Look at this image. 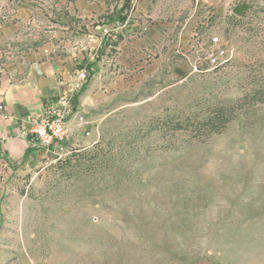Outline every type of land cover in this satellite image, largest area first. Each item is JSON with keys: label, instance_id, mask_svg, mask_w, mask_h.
I'll return each instance as SVG.
<instances>
[{"label": "rangeland", "instance_id": "374dc122", "mask_svg": "<svg viewBox=\"0 0 264 264\" xmlns=\"http://www.w3.org/2000/svg\"><path fill=\"white\" fill-rule=\"evenodd\" d=\"M122 4L0 0V77L75 32L104 30L98 51L120 34ZM124 14L123 43L105 47L96 87L88 91V75L78 92L91 102L72 149L264 89V0H131ZM215 36L227 57L212 67L204 56ZM148 142L159 149L128 161L119 187L106 167L57 168L42 150L24 172L0 169V264H264V100L203 143L161 150L156 133Z\"/></svg>", "mask_w": 264, "mask_h": 264}, {"label": "crops", "instance_id": "0c3cea01", "mask_svg": "<svg viewBox=\"0 0 264 264\" xmlns=\"http://www.w3.org/2000/svg\"><path fill=\"white\" fill-rule=\"evenodd\" d=\"M93 12L89 16L93 17ZM118 25L120 40L116 47L123 43V25ZM102 31L95 32L96 35L93 32V36L90 31L83 34L75 32L72 37L58 39L57 45L49 44L45 49L30 54L26 61L12 65L0 77V169L7 168L12 173L24 172L38 161L40 149L32 136L22 133L29 128L27 119L41 114L48 100L69 89L73 74L85 64L93 62L97 54L95 40L103 35ZM98 72L97 68L89 80L88 91L92 92L96 87ZM83 101L78 97L76 103L81 108L86 102L90 105V96ZM43 155L42 151V158Z\"/></svg>", "mask_w": 264, "mask_h": 264}, {"label": "trees", "instance_id": "16d2710c", "mask_svg": "<svg viewBox=\"0 0 264 264\" xmlns=\"http://www.w3.org/2000/svg\"><path fill=\"white\" fill-rule=\"evenodd\" d=\"M131 0H123L122 6L117 10L114 22L123 25L127 20V14H124L130 7ZM108 40L101 46L92 63L81 67L88 72L89 79L97 72V63L103 55L105 47H115L120 40ZM85 87L80 90L83 92ZM79 95L77 94L76 100ZM244 100V103L242 102ZM264 100V89L259 87L252 90L248 96L238 100L233 104H223L219 101L203 104L197 110L192 107L167 113L162 117H150L142 120L135 130L127 131L124 134L109 135L101 137L95 144L88 149H72L70 156L65 159H58V167L64 169L69 166V170L75 167L85 166L88 174L107 168L110 171V182L113 186L119 187L127 180L126 171L129 166L128 161L134 164L138 158H147L152 156L158 146H153L148 142L152 134L156 133L163 140L166 147L160 146L161 150L179 151L191 147L198 143H203L212 136L222 134L228 124L235 119L238 110L246 106V103ZM162 144V145H164ZM29 150L25 152V157ZM134 182V180H133Z\"/></svg>", "mask_w": 264, "mask_h": 264}, {"label": "built area", "instance_id": "2783aa9c", "mask_svg": "<svg viewBox=\"0 0 264 264\" xmlns=\"http://www.w3.org/2000/svg\"><path fill=\"white\" fill-rule=\"evenodd\" d=\"M226 57L227 51L220 47L219 38L217 36L211 38L204 56L206 64L216 67ZM87 78L88 74L85 69L75 72L66 92L48 100L41 114L27 119L29 128L22 133L24 136H32L35 145L44 154H51L57 160L62 159L64 155L60 146L72 144L67 150L69 153L73 148L77 133L87 129L88 122L82 108L76 103V96Z\"/></svg>", "mask_w": 264, "mask_h": 264}, {"label": "water", "instance_id": "95a60500", "mask_svg": "<svg viewBox=\"0 0 264 264\" xmlns=\"http://www.w3.org/2000/svg\"><path fill=\"white\" fill-rule=\"evenodd\" d=\"M245 9H246L245 6H238V7H236L233 10V13H234V15H236L237 17H239Z\"/></svg>", "mask_w": 264, "mask_h": 264}]
</instances>
